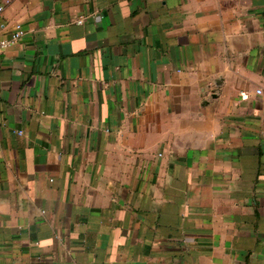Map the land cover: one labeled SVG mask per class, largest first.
<instances>
[{
  "label": "crops",
  "instance_id": "1",
  "mask_svg": "<svg viewBox=\"0 0 264 264\" xmlns=\"http://www.w3.org/2000/svg\"><path fill=\"white\" fill-rule=\"evenodd\" d=\"M0 6V264H264V0Z\"/></svg>",
  "mask_w": 264,
  "mask_h": 264
},
{
  "label": "built area",
  "instance_id": "2",
  "mask_svg": "<svg viewBox=\"0 0 264 264\" xmlns=\"http://www.w3.org/2000/svg\"><path fill=\"white\" fill-rule=\"evenodd\" d=\"M3 10V7L0 6V12ZM79 22H82V20H79ZM24 35V30L22 29L21 26H17L16 32L13 34L12 38H4L0 37V58L2 55V52L10 46L11 43L20 41L21 37ZM258 93H262V90L259 89Z\"/></svg>",
  "mask_w": 264,
  "mask_h": 264
}]
</instances>
